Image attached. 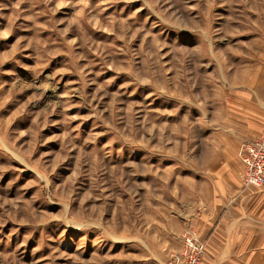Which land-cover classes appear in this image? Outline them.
Returning <instances> with one entry per match:
<instances>
[{
    "label": "rangeland",
    "instance_id": "1",
    "mask_svg": "<svg viewBox=\"0 0 264 264\" xmlns=\"http://www.w3.org/2000/svg\"><path fill=\"white\" fill-rule=\"evenodd\" d=\"M263 67L264 0H0V264H167L188 230L257 264L191 218Z\"/></svg>",
    "mask_w": 264,
    "mask_h": 264
},
{
    "label": "crops",
    "instance_id": "2",
    "mask_svg": "<svg viewBox=\"0 0 264 264\" xmlns=\"http://www.w3.org/2000/svg\"><path fill=\"white\" fill-rule=\"evenodd\" d=\"M253 79L256 97L253 116L257 124L264 121V67ZM244 125L248 131L243 136L248 138L257 133L249 118L244 117ZM238 141L233 136L220 142V152L209 165L205 183L199 189L198 210L191 218L192 227L207 245L218 248L220 260L236 259L238 246L264 244V185L254 188L242 183V167L236 157ZM243 259L264 264L261 253Z\"/></svg>",
    "mask_w": 264,
    "mask_h": 264
},
{
    "label": "built area",
    "instance_id": "3",
    "mask_svg": "<svg viewBox=\"0 0 264 264\" xmlns=\"http://www.w3.org/2000/svg\"><path fill=\"white\" fill-rule=\"evenodd\" d=\"M237 159L242 166L245 186L260 188L264 184V126L257 137L243 140L237 146ZM181 247L174 251L167 264H199L204 245L193 231L181 235Z\"/></svg>",
    "mask_w": 264,
    "mask_h": 264
},
{
    "label": "bare ground",
    "instance_id": "4",
    "mask_svg": "<svg viewBox=\"0 0 264 264\" xmlns=\"http://www.w3.org/2000/svg\"><path fill=\"white\" fill-rule=\"evenodd\" d=\"M257 137V136H256ZM237 157V156H236ZM241 165V164H240ZM242 167V166H241ZM241 173H242V171H241Z\"/></svg>",
    "mask_w": 264,
    "mask_h": 264
}]
</instances>
